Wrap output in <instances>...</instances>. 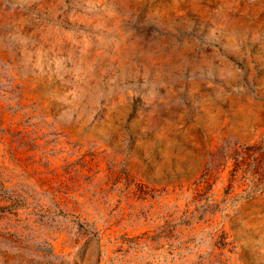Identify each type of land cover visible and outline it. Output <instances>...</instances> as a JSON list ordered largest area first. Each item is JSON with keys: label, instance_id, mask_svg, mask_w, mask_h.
I'll use <instances>...</instances> for the list:
<instances>
[{"label": "rangeland", "instance_id": "rangeland-1", "mask_svg": "<svg viewBox=\"0 0 264 264\" xmlns=\"http://www.w3.org/2000/svg\"><path fill=\"white\" fill-rule=\"evenodd\" d=\"M0 264H264V0H0Z\"/></svg>", "mask_w": 264, "mask_h": 264}]
</instances>
